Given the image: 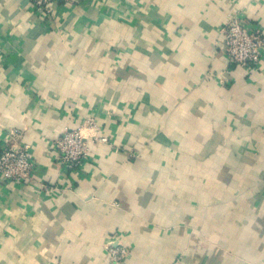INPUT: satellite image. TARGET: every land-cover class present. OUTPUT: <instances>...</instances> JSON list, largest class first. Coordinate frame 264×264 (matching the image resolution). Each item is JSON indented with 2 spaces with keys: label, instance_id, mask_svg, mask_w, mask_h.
<instances>
[{
  "label": "crops",
  "instance_id": "0c3cea01",
  "mask_svg": "<svg viewBox=\"0 0 264 264\" xmlns=\"http://www.w3.org/2000/svg\"><path fill=\"white\" fill-rule=\"evenodd\" d=\"M233 16L264 32V0H0V142L36 166L0 183V264H264V56L225 71ZM89 117L110 144L67 171L49 142Z\"/></svg>",
  "mask_w": 264,
  "mask_h": 264
},
{
  "label": "built area",
  "instance_id": "2783aa9c",
  "mask_svg": "<svg viewBox=\"0 0 264 264\" xmlns=\"http://www.w3.org/2000/svg\"><path fill=\"white\" fill-rule=\"evenodd\" d=\"M31 9L43 18H51L55 5L69 0H26ZM219 49L225 57V71L239 67L246 72L252 70L264 56V32L239 16L230 18L219 30ZM219 83L224 85L221 77ZM94 118L85 119L78 128L66 129L62 135L51 140L49 147L57 153L58 163L67 171L80 169L88 156V143L110 144L105 136L98 133ZM21 131L10 129L8 139L0 142V183H22L32 181L35 171L32 147L21 142ZM43 189L48 187L41 184ZM56 190V188H52ZM117 206L116 203H113ZM109 264H121L130 255V249L121 242L104 246Z\"/></svg>",
  "mask_w": 264,
  "mask_h": 264
},
{
  "label": "rangeland",
  "instance_id": "374dc122",
  "mask_svg": "<svg viewBox=\"0 0 264 264\" xmlns=\"http://www.w3.org/2000/svg\"><path fill=\"white\" fill-rule=\"evenodd\" d=\"M128 257H129V256H128ZM127 259H128V258H127ZM127 259H126V260H127ZM126 260H125V261H126ZM125 261H124V262H122L121 264L125 263Z\"/></svg>",
  "mask_w": 264,
  "mask_h": 264
}]
</instances>
